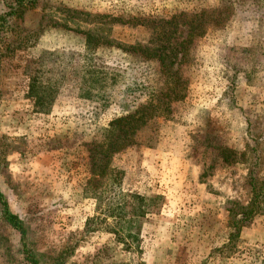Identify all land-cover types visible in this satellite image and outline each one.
<instances>
[{
  "label": "rangeland",
  "instance_id": "rangeland-1",
  "mask_svg": "<svg viewBox=\"0 0 264 264\" xmlns=\"http://www.w3.org/2000/svg\"><path fill=\"white\" fill-rule=\"evenodd\" d=\"M226 4L235 14L224 34L189 44L180 22L187 98L115 157L125 215L98 219L85 195L86 144L162 86L154 60L118 44L155 38L152 17ZM2 43L0 190L45 264L60 255L64 264H264V211L231 239L250 180L264 178V0H39L12 18ZM33 78L57 87L48 114L30 95ZM226 148L246 162L225 163ZM20 248L0 217V264H24Z\"/></svg>",
  "mask_w": 264,
  "mask_h": 264
},
{
  "label": "trees",
  "instance_id": "trees-1",
  "mask_svg": "<svg viewBox=\"0 0 264 264\" xmlns=\"http://www.w3.org/2000/svg\"><path fill=\"white\" fill-rule=\"evenodd\" d=\"M38 1L4 0L5 12L0 14V74L5 57L2 43L3 34L12 18L19 19L25 11L34 8ZM234 14L232 6L226 4L191 13L182 12L172 16L152 17V23L157 29L155 38H152L146 45L124 46L118 44V48L125 53L134 55L139 59L154 60L160 67L162 86L145 103L127 112L124 116L109 122L99 137L86 144L90 178L86 183L85 195L98 202V219L101 216H104V221L109 218L123 219L125 215L124 209L127 203L124 199L119 201L117 197L124 177L123 172L113 166L115 157L134 147L138 132L153 121L159 113L170 114L173 103L184 101L187 98L189 81L184 77L183 66L185 65L184 59L188 56V47L186 52L181 54L178 50L180 46L178 48L174 42L177 28L181 25L180 22L183 21V24L188 28L187 41L190 44L195 40L208 38L213 33H226L233 23ZM133 19L136 20L137 18ZM93 39H86L90 48L93 45ZM44 84L41 80L33 78L30 84V95L35 99L37 110L42 114H48L58 90L56 86ZM224 153L226 155L223 160L229 165L246 162L245 151L238 152L226 148ZM2 163L4 160L0 156V169ZM250 181L252 198L247 209L233 224L235 232L231 236L232 241H237L242 228L249 226L253 218L264 211V178L254 177ZM0 211L1 221L21 236L19 253L23 257L24 264H45L41 254L27 243L26 225L17 215L12 213L9 200L1 190ZM62 262L60 255L57 259L54 258L53 264H64Z\"/></svg>",
  "mask_w": 264,
  "mask_h": 264
}]
</instances>
